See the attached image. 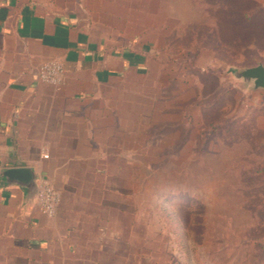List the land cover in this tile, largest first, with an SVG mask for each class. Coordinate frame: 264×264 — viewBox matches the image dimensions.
I'll return each mask as SVG.
<instances>
[{
    "label": "rangeland",
    "instance_id": "obj_1",
    "mask_svg": "<svg viewBox=\"0 0 264 264\" xmlns=\"http://www.w3.org/2000/svg\"><path fill=\"white\" fill-rule=\"evenodd\" d=\"M125 2L149 66L103 91L118 98L86 185L99 210L85 219L87 253L93 264H264V89L235 76L264 64V0Z\"/></svg>",
    "mask_w": 264,
    "mask_h": 264
},
{
    "label": "crops",
    "instance_id": "obj_2",
    "mask_svg": "<svg viewBox=\"0 0 264 264\" xmlns=\"http://www.w3.org/2000/svg\"><path fill=\"white\" fill-rule=\"evenodd\" d=\"M58 3L0 0V264L98 261L83 243L93 238L85 219L99 214L97 187H86L96 182L90 168L97 174L106 159L98 134L112 119L108 102L118 98L103 91L149 66L150 41L132 24L125 0ZM51 60L66 68L60 86L39 78ZM12 167L54 183L56 217L28 201L25 188L5 183L1 172Z\"/></svg>",
    "mask_w": 264,
    "mask_h": 264
},
{
    "label": "built area",
    "instance_id": "obj_3",
    "mask_svg": "<svg viewBox=\"0 0 264 264\" xmlns=\"http://www.w3.org/2000/svg\"><path fill=\"white\" fill-rule=\"evenodd\" d=\"M38 75L41 81L53 86H60L64 83L66 68L61 61L51 60L43 63L39 67ZM45 157H48V155ZM37 182V205L39 210L50 218L56 217L60 210V191L55 187L54 183L45 176H41Z\"/></svg>",
    "mask_w": 264,
    "mask_h": 264
},
{
    "label": "water",
    "instance_id": "obj_4",
    "mask_svg": "<svg viewBox=\"0 0 264 264\" xmlns=\"http://www.w3.org/2000/svg\"><path fill=\"white\" fill-rule=\"evenodd\" d=\"M236 78L246 85H252L253 90L264 89V64L244 69L235 73ZM1 177L10 186L19 185L27 191L28 201H37L38 180L40 176L30 167H12L1 172Z\"/></svg>",
    "mask_w": 264,
    "mask_h": 264
},
{
    "label": "trees",
    "instance_id": "obj_5",
    "mask_svg": "<svg viewBox=\"0 0 264 264\" xmlns=\"http://www.w3.org/2000/svg\"><path fill=\"white\" fill-rule=\"evenodd\" d=\"M249 13H251V12H249ZM251 15H253V13H251ZM212 126H213V128H212V133L213 134L218 133V131L221 129V127L219 125H216L215 122L212 123ZM256 172L259 173V174H264V168L257 169Z\"/></svg>",
    "mask_w": 264,
    "mask_h": 264
}]
</instances>
